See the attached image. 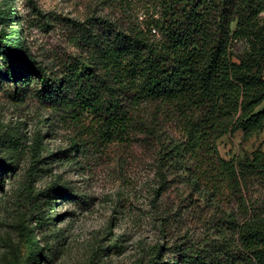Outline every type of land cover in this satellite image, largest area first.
<instances>
[{"label": "trees", "instance_id": "trees-1", "mask_svg": "<svg viewBox=\"0 0 264 264\" xmlns=\"http://www.w3.org/2000/svg\"><path fill=\"white\" fill-rule=\"evenodd\" d=\"M157 15L149 34L105 20L77 24L86 59L62 67L60 77L47 76L17 39L0 33V80L18 87L33 76L44 101L76 120L91 116L101 135H141L159 149L162 178L197 196L181 213H197L209 234L172 264H264V201L248 204L241 192L257 183L264 189V151L230 160L217 151L226 135L264 130V0H159ZM165 124H175L178 138ZM11 167L0 162V172ZM64 187L52 189L53 200L68 197ZM225 193L232 206H222ZM23 232L28 264H40L30 224Z\"/></svg>", "mask_w": 264, "mask_h": 264}, {"label": "rangeland", "instance_id": "rangeland-1", "mask_svg": "<svg viewBox=\"0 0 264 264\" xmlns=\"http://www.w3.org/2000/svg\"><path fill=\"white\" fill-rule=\"evenodd\" d=\"M158 1L0 0V33L17 39L47 76L60 77L62 67L86 59L77 24L105 20L149 34ZM39 90L33 76L18 87L0 80V162L12 166L0 172V264H28V224L40 244V264H154L158 249V263L172 264L182 248L201 245L207 225L197 213H181L197 196L162 178L156 146L141 135H101L96 119L76 120ZM143 108L145 116L153 111ZM162 128L178 138L175 124ZM256 150L264 151V130L217 142L224 160ZM61 186L68 197L53 200L52 189ZM248 188L241 191L248 204L264 201L260 184ZM223 199L222 206H232L228 193Z\"/></svg>", "mask_w": 264, "mask_h": 264}]
</instances>
